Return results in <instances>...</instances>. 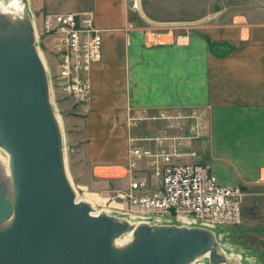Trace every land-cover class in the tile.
Returning <instances> with one entry per match:
<instances>
[{
  "label": "crops",
  "instance_id": "crops-1",
  "mask_svg": "<svg viewBox=\"0 0 264 264\" xmlns=\"http://www.w3.org/2000/svg\"><path fill=\"white\" fill-rule=\"evenodd\" d=\"M253 1L248 12L229 16L198 6L170 11L192 0H145L142 18L150 24L192 23L185 29L165 24L157 45L146 35L155 26L139 24L128 0L15 3L31 22L47 14L90 13L101 33L102 56L91 69L86 107L93 173L125 162L130 132L119 122L126 115L198 109L206 135L187 144L194 161L209 166L219 184L244 190L264 182V0ZM256 200L246 199L242 215Z\"/></svg>",
  "mask_w": 264,
  "mask_h": 264
},
{
  "label": "water",
  "instance_id": "water-1",
  "mask_svg": "<svg viewBox=\"0 0 264 264\" xmlns=\"http://www.w3.org/2000/svg\"><path fill=\"white\" fill-rule=\"evenodd\" d=\"M0 149L12 184L11 201L0 194V264H191L206 253L208 264L227 262L213 233L200 227L141 223L126 245L114 247L130 224L94 216L75 200L48 75L24 11H0Z\"/></svg>",
  "mask_w": 264,
  "mask_h": 264
},
{
  "label": "built area",
  "instance_id": "built-area-1",
  "mask_svg": "<svg viewBox=\"0 0 264 264\" xmlns=\"http://www.w3.org/2000/svg\"><path fill=\"white\" fill-rule=\"evenodd\" d=\"M128 2L131 11L140 13L137 8V4L141 7L140 0ZM32 23L35 46L39 47L36 21ZM158 26L162 28L165 24ZM40 34L48 40L55 62L53 78L48 76L51 102L55 92L78 102L88 101L91 69L102 56V36L92 15L47 14L41 19ZM146 35L148 43L159 44L157 33L147 31ZM156 118L164 123L160 136L131 140L133 144L140 140L154 143L152 150L135 145L130 151L132 168L144 164L142 170L148 176H139L130 184V190L137 194L119 191L116 198L156 215L144 217L148 220L170 221L169 216L181 217L191 227L217 229L237 223L243 213L242 190L219 184L209 166L183 162L184 158L195 157V152H181L183 147L206 135L205 114L198 109L171 113L164 110Z\"/></svg>",
  "mask_w": 264,
  "mask_h": 264
},
{
  "label": "rangeland",
  "instance_id": "rangeland-1",
  "mask_svg": "<svg viewBox=\"0 0 264 264\" xmlns=\"http://www.w3.org/2000/svg\"><path fill=\"white\" fill-rule=\"evenodd\" d=\"M13 1V0H12ZM11 1V2H12ZM145 0H140V6ZM163 0H161L162 2ZM173 0H169V3H173ZM194 2H188L183 4L182 7H178L177 4L171 6V10L183 11V12H193L198 6L199 9L211 10V12H217L219 10L225 9L228 11L227 15L246 13L254 7L253 0H192ZM9 2L13 10L18 8L17 15H21L20 4L15 5L14 2ZM21 2V0H18ZM8 4V5H9ZM130 7V4H129ZM157 8V7H156ZM191 8V9H190ZM141 12H133L132 15L139 24H143L146 27L155 26L150 28L148 31H154L160 34L163 29L157 25L150 24L143 20L142 9ZM200 21V20H199ZM198 22V21H193ZM170 25V27L190 28L192 23L186 22H172L165 23ZM41 22L37 21L36 26L39 32V48L41 50L42 56L47 64V75L52 76L55 73V62L51 53V47L49 45L46 37L44 38L40 34ZM161 35V34H160ZM52 108L55 118L60 126L61 133L63 136V155H64V165L65 172L67 173V178L70 181L72 189H76L80 197H82L85 191L89 193L96 194L103 200V208L109 209L113 214L111 215L116 218H120L121 215H133V216H156L150 214V212H144L140 208L132 207L127 201L120 200L116 198V194L119 191L125 193L137 194L130 190V184L136 180L139 176H148L142 168L144 164H137L135 168H132L133 163L130 158V151L135 147H143L147 149H153L154 143L152 141L148 142H136L133 144L130 138L136 139H151L160 136L159 130L164 126L162 121L157 120L156 117L162 111L154 112L145 115H136L135 113H130L126 115L119 125L126 128L129 133V139L127 142V158L124 163H120L117 168H106L99 169L96 173H93L92 165L88 162L86 158V145H87V118L88 111L86 107L89 103V99L86 102H78L73 99L64 97L55 92L53 97ZM170 112V111H169ZM171 113V112H170ZM130 117V118H129ZM181 152H191L188 147H183ZM193 152V151H192ZM183 162H193L197 165L207 166L205 164H199L192 157L184 158ZM0 171L3 168L9 170L8 155L0 149ZM122 166V167H121ZM126 168V169H125ZM140 169V170H139ZM264 181V173L262 177ZM263 185L255 186L251 189H241L244 194L243 203L246 199H254L257 202V206L248 205L246 208V214L242 215L240 220L233 224L220 229L226 232V240L234 249H241L248 252L252 257L256 258L260 264H264V182ZM250 196V197H248ZM248 197V198H247ZM245 200V201H244ZM249 207V208H248ZM120 215V216H117ZM243 214V213H242ZM110 215V214H109ZM161 216V215H159ZM167 217V216H166ZM170 221L177 222L175 217H167ZM167 221V220H165ZM169 222V221H168ZM123 236V235H122ZM122 236L117 238L118 241L122 240ZM127 242H122L121 246L126 245ZM250 255V256H251Z\"/></svg>",
  "mask_w": 264,
  "mask_h": 264
},
{
  "label": "bare ground",
  "instance_id": "bare-ground-1",
  "mask_svg": "<svg viewBox=\"0 0 264 264\" xmlns=\"http://www.w3.org/2000/svg\"><path fill=\"white\" fill-rule=\"evenodd\" d=\"M12 0H0V11L2 13H8L10 16H15L18 12V8H14L13 10V4L12 7L10 6L9 2ZM12 2H16V0H13ZM11 2V3H12ZM18 3V2H17ZM9 4V5H8ZM15 5H17L15 3ZM137 8L140 10L139 5L137 4ZM38 54L41 58L43 67L45 68L47 72V64L46 61L44 60L41 50L39 47H36ZM50 89V85H49ZM51 93V92H50ZM60 124V123H59ZM1 165V163H0ZM67 174V173H66ZM69 184L70 181L67 178ZM71 185V184H70ZM2 186V187H1ZM75 194V200L81 201L86 203L90 208H91V213L94 216H97L99 214H110V215H116L115 213L113 214L112 211H109V209L103 208V200L100 199L96 194L89 193L88 191H85L84 195L80 197L77 193V190H73ZM0 194H2L7 200L11 201L12 200V184H11V177H10V172L7 168H3L2 173L0 174ZM117 216H120L117 214ZM121 219L126 220L131 228L128 229V233L124 234L122 236V240L118 241L117 239L113 240V246L114 247H121L122 242H129L131 239V234L133 230L136 228L137 225L144 223L147 225L151 226H168V225H175V226H184V227H191L189 223L185 222L182 220L181 217H178L176 219L177 222L173 221H164L163 219H149L144 218L143 216H133V215H121ZM9 221L4 223L2 226L7 225ZM200 228H205L209 231H211L214 235L215 238V243L217 244V251L223 255L226 259V263L222 264H260L258 260L254 257H252L251 254H249L246 251H243L241 249H234L226 240V232L221 231L220 229L217 228H212L209 226H201ZM251 255V256H250ZM209 261V253H206L205 255L198 257L193 263L191 264H208Z\"/></svg>",
  "mask_w": 264,
  "mask_h": 264
}]
</instances>
